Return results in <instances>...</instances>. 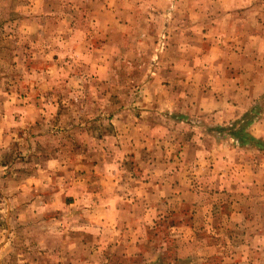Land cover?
<instances>
[{
	"label": "rangeland",
	"instance_id": "obj_1",
	"mask_svg": "<svg viewBox=\"0 0 264 264\" xmlns=\"http://www.w3.org/2000/svg\"><path fill=\"white\" fill-rule=\"evenodd\" d=\"M0 264H264V0H0Z\"/></svg>",
	"mask_w": 264,
	"mask_h": 264
}]
</instances>
